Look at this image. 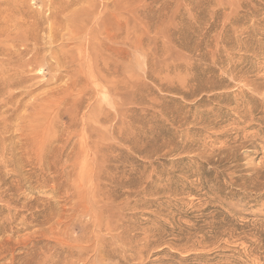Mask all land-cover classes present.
<instances>
[{
	"label": "rangeland",
	"instance_id": "obj_1",
	"mask_svg": "<svg viewBox=\"0 0 264 264\" xmlns=\"http://www.w3.org/2000/svg\"><path fill=\"white\" fill-rule=\"evenodd\" d=\"M0 27L41 56L0 94V264H264V0H0Z\"/></svg>",
	"mask_w": 264,
	"mask_h": 264
},
{
	"label": "bare ground",
	"instance_id": "obj_2",
	"mask_svg": "<svg viewBox=\"0 0 264 264\" xmlns=\"http://www.w3.org/2000/svg\"><path fill=\"white\" fill-rule=\"evenodd\" d=\"M91 7V6H90ZM89 9V8H88ZM95 9V8H94ZM20 11V10H19ZM28 11V10H27ZM84 12H86L87 14H86V16L87 15H92V9L91 10H87L86 9V11L85 10H83ZM94 11V10H93ZM21 12V11H20ZM53 13V12H52ZM83 13V12H82ZM94 13V12H93ZM54 14V13H53ZM84 14V13H83ZM21 16V15H20ZM76 16H78V14L76 15ZM56 17V16H55ZM61 17V16H60ZM79 17H81V16H79ZM83 17H85V16H83ZM49 18V17H48ZM87 18L88 17H86V18H84V19H82V17H81V20H83L82 21V23H81V20L80 19H78L77 17H73L72 19H68V21H66V27L65 28H67L68 27V32L66 33L67 35H69L70 37L68 38H66V34H61L60 36L58 35L59 33H57L58 31H56V35H55V31H54V35H50V37L52 38V40H50L49 39V41H48V43L49 44H51V43H53V41L56 39V36L58 35L59 37L58 38H61L62 39V41L64 42V46L66 47L70 42H68V40L67 39H69V41L70 40H75V39H79V40H81V39H83L82 37V33L84 32L83 30L86 28L84 25L86 24V23H84L85 21H87ZM22 19V18H21ZM78 21H77V20ZM85 20V21H84ZM18 21V20H17ZM16 21V22H17ZM46 21V20H45ZM96 21V20H95ZM50 23V22H49ZM83 23H84V25H83ZM5 25V24H4ZM84 26V27H83ZM2 27V26H1ZM0 27V28H1ZM5 27V26H4ZM13 27V26H12ZM15 27V26H14ZM22 27V26H21ZM28 27V26H27ZM47 27V26H46ZM10 28V27H9ZM1 28L0 29V43L2 42V41H5L4 39H2V37L3 36H6L7 38L8 37H11L12 35H13V32L11 31L12 29L10 28ZM63 28H64V26L63 27H61V30H63ZM84 28V29H83ZM17 29V28H16ZM22 29V28H21ZM24 29V28H23ZM39 29V28H38ZM83 29V30H82ZM93 29V28H92ZM122 29H123V27H122ZM30 30V29H29ZM35 30V29H34ZM65 30V29H64ZM66 30V31H67ZM87 30V29H86ZM16 31V30H15ZM21 31V30H20ZM50 31H53L52 30V27H51V30ZM88 31V30H87ZM37 32H39V31H37V29L35 30V31H30V32H27V34H25V35H19L18 37H11L10 38V41H9V43H7L8 44V46H6V47H3V46H1L0 45V55L1 56H4V58L3 57H1V58H3V60L1 59L0 60V63H1V65H0V72H3V77H4V75L6 74H8V72H12L10 75L8 74L7 75V77L5 78V80H9L7 83H5L4 81L2 82L3 84L2 85H0V94H1V96L2 95H4V93H7L8 91H10L9 89L11 88V87H15L16 85H23L24 83L26 84V83H28L29 81H31L32 79H33V77L30 75V73L29 72H33V70L35 71L36 70V66H38L37 64H38V59H39V57H41L40 56V52H39V49H38V44H39V42H40V37L38 36V34H37ZM82 32V33H81ZM92 33H95L94 32V30H93V32ZM91 33V34H92ZM114 33V32H113ZM15 34V33H14ZM43 34V33H42ZM90 34V35H91ZM110 33L108 32V35H109ZM107 35V36H108ZM45 37V36H44ZM91 39V38H90ZM9 40V39H8ZM61 41V42H62ZM91 41V40H90ZM90 41H88V45H91L90 44ZM92 42V41H91ZM6 45V44H5ZM92 45H93V43H92ZM92 47V46H91ZM64 48V47H63ZM51 50H53L52 48H51ZM66 48H65V52L63 51V49H62V52L63 53H65V54H62V56H60V57H55V59H56V63H55V65H56V68L57 69H59V67H58V65H60L61 64V62L63 63V64H66V65H64L63 67H64V71L65 72H71V68L73 67V66H75V63H76V61H77V57H75V56H72V58H70V60H69V56H68V54L67 53H69L70 52V50L68 51L67 50V52H66ZM55 52H56V50H54ZM53 51V52H54ZM84 52V51H83ZM122 52H123V50H122ZM88 53V52H87ZM88 55V54H87ZM27 56H28V58H27ZM89 56V55H88ZM87 56V57H88ZM75 57V58H74ZM78 59H80V58H78ZM77 64V63H76ZM51 66H54V64L52 63L51 64ZM20 68V69H19ZM52 69H54V67H51ZM38 69V68H37ZM60 71V70H59ZM4 72H5V74H4ZM59 73V72H58ZM0 75H2L1 73H0ZM59 77H57L56 76V78H55V80L56 81H59V80H62V76L61 75H58ZM2 77V76H1ZM0 77V78H1ZM10 78H11V80H10ZM35 79V78H34ZM0 81H2V80H0ZM94 82V81H93ZM5 83V84H4ZM35 83V82H34ZM34 83H32V84H34ZM65 83H66V81H65ZM74 83H77V80L74 82ZM70 84L69 83H66V85L65 86H61L60 88H58V89H56V90H52V92H48V93H52V94H54V97H56V96H59V95H61V94H63V93H65V91L69 88L68 86H69ZM22 87V86H21ZM67 87V88H66ZM99 87V86H98ZM101 88V87H100ZM19 89V88H18ZM33 89V88H32ZM42 89V88H41ZM97 91V90H96ZM10 95H12V98H10V99H13V98H15L16 96H18V95H16L15 96V94H11V91H10ZM9 97V96H8ZM11 97V96H10ZM5 98V97H4ZM47 98H49V97H43V99H47ZM66 98V97H65ZM15 99H17V98H15ZM3 100V99H2ZM48 100V99H47ZM57 100V99H56ZM68 100V99H67ZM10 101H12V100H10ZM14 102H16V101H14ZM7 103V102H6ZM10 104V103H9ZM50 104V103H49ZM48 104V105H49ZM6 105V104H5ZM49 107H51V106H49ZM42 108H44V107H42ZM45 109V108H44ZM55 111V110H54ZM42 113H44L43 111H41L40 110V112H39V114H42ZM57 113V112H56ZM58 114V113H57ZM96 120V119H95Z\"/></svg>",
	"mask_w": 264,
	"mask_h": 264
}]
</instances>
